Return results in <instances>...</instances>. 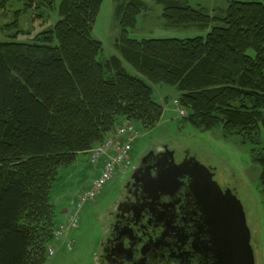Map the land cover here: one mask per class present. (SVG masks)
<instances>
[{
	"label": "trees",
	"instance_id": "obj_1",
	"mask_svg": "<svg viewBox=\"0 0 264 264\" xmlns=\"http://www.w3.org/2000/svg\"><path fill=\"white\" fill-rule=\"evenodd\" d=\"M17 1L15 38L0 40V264L47 263L65 221L53 195L61 170L118 123L154 128L164 113L155 85L177 91L194 128L250 145L264 184V0H227L224 16L167 0L168 25L210 28L190 38H131L144 2L120 4L121 57L104 62L93 36L103 0H62L60 18L32 41L17 39L20 16L55 0Z\"/></svg>",
	"mask_w": 264,
	"mask_h": 264
},
{
	"label": "rangeland",
	"instance_id": "obj_2",
	"mask_svg": "<svg viewBox=\"0 0 264 264\" xmlns=\"http://www.w3.org/2000/svg\"><path fill=\"white\" fill-rule=\"evenodd\" d=\"M129 1L132 0L102 2L93 29V36L104 46L99 56L100 61L104 62L114 55L121 57L115 47L122 30L117 8ZM142 1L144 7L138 17L137 26L129 29L131 38H190L204 36L210 30L197 25H168L162 16L167 0ZM61 2L62 0H55L53 8L42 5L39 10L32 8L25 10L19 18V29L23 32L17 39L32 41L39 31L52 27L60 18ZM189 4L211 15L224 16L228 1L189 0ZM4 6L0 7L1 41L15 38L18 29L10 25L15 21V12L25 9L24 3L17 0L9 1ZM123 64L130 72H135L124 59ZM154 88L155 98L164 105L160 122L150 130H145L137 124L139 138L133 145L129 168L125 169V172L119 171L95 199L88 200L82 205L79 211V227L54 241L53 245L57 250L46 264H100L99 255L101 242L105 237V223L109 221L110 212L115 210L122 196L126 177L141 155L150 149L161 150L164 145L175 150L178 159L185 150H190L202 164L213 167L215 180L220 185L231 188L237 194L244 205L252 231L256 264H264V184L260 179L261 167L254 160L251 146L240 143L237 137L225 139L220 129L203 132L194 128L184 119L188 113L182 115L177 108L178 105L174 103L178 96L177 91L166 85H155ZM184 110L187 112L185 108ZM262 138L264 143V132ZM93 166L87 154H81L75 166L61 170L53 192L59 213L65 208L71 211L80 191L89 188L91 180L97 174ZM66 217L67 215L64 220Z\"/></svg>",
	"mask_w": 264,
	"mask_h": 264
},
{
	"label": "flooded vegetation",
	"instance_id": "obj_3",
	"mask_svg": "<svg viewBox=\"0 0 264 264\" xmlns=\"http://www.w3.org/2000/svg\"><path fill=\"white\" fill-rule=\"evenodd\" d=\"M193 157L190 150H185L178 159L168 145L161 150L150 149L140 156L125 179L115 210L105 223L100 264L197 262L196 255L185 258L187 246L179 238L196 224L200 209L190 190L189 179L180 175L184 171L176 169L182 162L191 160L192 164ZM166 173L177 185L167 184ZM213 178L216 179L215 174Z\"/></svg>",
	"mask_w": 264,
	"mask_h": 264
},
{
	"label": "water",
	"instance_id": "obj_4",
	"mask_svg": "<svg viewBox=\"0 0 264 264\" xmlns=\"http://www.w3.org/2000/svg\"><path fill=\"white\" fill-rule=\"evenodd\" d=\"M192 161V164L189 160L176 166L184 171L180 175L189 179L190 190L200 209L196 224L179 238L187 246L185 258L197 256L196 263L189 260L188 264H256L252 231L241 199L231 188L223 189L209 166L196 157ZM168 175L167 184L177 185Z\"/></svg>",
	"mask_w": 264,
	"mask_h": 264
},
{
	"label": "built area",
	"instance_id": "obj_5",
	"mask_svg": "<svg viewBox=\"0 0 264 264\" xmlns=\"http://www.w3.org/2000/svg\"><path fill=\"white\" fill-rule=\"evenodd\" d=\"M175 104L178 105L177 108L182 115L187 114L179 105L178 100H175ZM138 138L139 129L136 124L126 120L118 123L100 145L89 151V162L94 164V170L98 174L92 179L89 188L80 191L73 209L67 213L66 220L56 231L57 239L69 231L76 230L79 227V211L82 205L88 200L95 199L119 171L125 172V169L129 168L133 145ZM55 252L54 245L48 249L49 255Z\"/></svg>",
	"mask_w": 264,
	"mask_h": 264
},
{
	"label": "crops",
	"instance_id": "obj_6",
	"mask_svg": "<svg viewBox=\"0 0 264 264\" xmlns=\"http://www.w3.org/2000/svg\"><path fill=\"white\" fill-rule=\"evenodd\" d=\"M55 202H56V201H55ZM66 210H67V208H65V209L63 210V212L60 213V218H61V220L65 217V215L63 216V213L65 214ZM61 215H62V216H61Z\"/></svg>",
	"mask_w": 264,
	"mask_h": 264
}]
</instances>
